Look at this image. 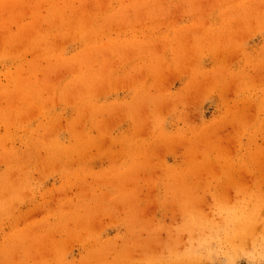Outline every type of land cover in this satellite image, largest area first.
<instances>
[{
	"label": "rangeland",
	"instance_id": "obj_1",
	"mask_svg": "<svg viewBox=\"0 0 264 264\" xmlns=\"http://www.w3.org/2000/svg\"><path fill=\"white\" fill-rule=\"evenodd\" d=\"M0 264H264V0H0Z\"/></svg>",
	"mask_w": 264,
	"mask_h": 264
}]
</instances>
